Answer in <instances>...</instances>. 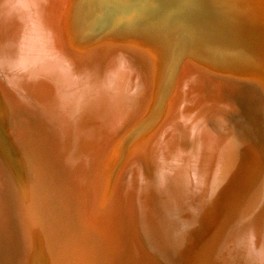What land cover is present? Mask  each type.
<instances>
[{
	"label": "rangeland",
	"instance_id": "obj_1",
	"mask_svg": "<svg viewBox=\"0 0 264 264\" xmlns=\"http://www.w3.org/2000/svg\"><path fill=\"white\" fill-rule=\"evenodd\" d=\"M9 1H11L12 8H13V9H11L12 11L9 10V12L11 14V13H13V11L15 12V9L21 7L20 2L23 0H1L0 10H1V7L8 4ZM42 1H43V3H42ZM54 1L55 0H51V1L50 0H37V3H39V4L36 5V3H35L36 0H35V2L33 3L34 8L36 7L35 12L38 10L37 15H39L38 17H40L42 19V20H40V18H38L40 20L39 25L41 26L44 23L43 26L40 27V32H42L41 37L43 38L45 45H47L46 42L48 41V45H47V47H45L48 54L49 53L53 54L56 50V52H55L56 54H58V55L62 54L64 57L67 56L65 58V60L70 58L69 59V61L71 62L70 65L72 64L71 66L73 69H75L77 71L83 70L82 73L85 77L88 76L87 74H88L89 70H93L94 71L93 74L95 75V77L93 76V74L92 75L89 74L90 77L89 76L88 77L96 79L98 76L100 77L103 74L102 71H104V70L102 68L103 67L102 63H104L106 61V59L111 56L110 54H113V52H117V50L121 51L122 54H124V53L126 54V51L129 50L127 48L128 42L130 43L129 44L130 46L128 45V47H130L131 49H133V47H134L133 50L137 49L136 51L143 50L142 47L144 46L143 48L147 53V54H144L145 55L144 57H146V59H148L147 61H149V63H147V65L145 64V62H143V60H141L140 58L138 59V57H136L135 55H132L133 53H129L131 56L128 53H127V55L129 56L130 60H132L133 62L138 63L139 65H143V66L145 65L146 66V69L148 71V75L146 74L144 82H143V80L136 82V84H135L136 87L134 86V88H135L134 89V94H135L134 97H137V95L139 96L140 95L139 93H142L145 91H146L145 94H147V96H146L144 105H142L141 110L138 112V109H137L136 113L133 112L132 115L128 114L127 118L131 115L128 118L129 120L127 119L128 121L124 124V126L123 125L121 126V128H123V129H121V128L118 129L119 131H117L116 134L114 133L113 137H111L109 139L107 138L104 140V136L102 135L103 139H101V137L98 135L99 130L97 131L94 122H92V119L89 120V118H88L89 115H88L87 118L83 119V121L81 122V127H79V129L81 128L80 132H82V133H81L80 137H77L78 138L77 139L76 137H74L75 135L72 132H70V133H72L73 135L71 134V136H69L70 135L69 131L66 130L63 127V125L60 123L61 120H59V117H58V115H59L58 110L60 109L59 103H61V101H59V103L57 102L56 106H52V107L49 106L48 104H46L45 101H43L39 97H36L35 95H33L32 92H30V90H27L24 83L19 82L21 80H18L17 78H15L13 80L14 82L12 81V83H10L11 85H13L14 89L16 88V90L13 91L12 90L13 88L11 86L10 89L12 92H10V94H9L10 89L9 88L7 89L6 87H4L3 85L0 84V248H1L0 249V264H10V260H6V258H4L5 257L4 253H7L8 251H11L12 255H13L12 264H116L117 258L119 261L117 264H148L142 258V256L139 254L140 253L139 246H138V235H139L138 216L139 215H138L137 207L135 204L136 192H134V191H137V188L139 186H137L138 184L136 182V179H132V183H131L132 186L128 190H126L125 194L127 196L124 195V197L126 196L125 198L119 197L121 203H120L118 196H117L118 195L119 182H120V179L122 178L123 171H124V173H126L127 168L129 169V167H131L135 164H138L137 166H140V167L144 166L146 168V166H147L148 170L144 168L145 175L149 172L150 163L148 160V156L150 153L152 143L154 141H156L155 132L159 133L161 131V130L159 131V129H157V128H158L159 124H161L162 121L164 120L163 119L162 121H160L161 117L164 118V116H165V112L163 110H166V107L169 106V104L171 102V100H170L171 99L170 98L171 92L170 91L173 90V88L177 84V79L179 80L178 76L183 75V73L185 71V69L182 70L183 68H186L187 66L190 65L193 67V68H191L192 71L199 73L200 78L203 77L202 81H204V79H207V78L210 79L211 78L212 80L211 79L210 80L207 79V80L209 82L211 81L210 83H212V84H214L213 82L218 83L219 86H221L224 81L225 82L228 81V82L232 83L235 81L238 82V80H242L243 78L244 79L249 78L251 81H252V77H254L255 79H261L262 81L264 80V76H263V74H264L263 69L264 68L263 69L261 68L264 66V0H249L247 2V5H246L247 0H187V1H184V0H165L166 2L163 1L164 4L161 3L162 0H158L159 2H157L155 0L156 3H154L153 0H151L153 2V4H151L152 2H150L149 0H143V1H141V0H138V1L137 0H80L79 4H77V6H75V4L78 2V0H73L71 6L68 7L69 9L67 8V9L63 10V12H61V10H62L61 9L57 12V16L58 15L60 16L59 18H57V21H59V23H58L59 25H57V27H59L60 29H58L56 31H58V32H59V30L61 31V35L59 33V35H60L59 39L62 36L63 43H65V45L63 44V46L59 45L60 42L62 43V38L60 39V41L58 40L59 42L58 41L55 42L56 35H54V33H55L53 30L54 28L51 24L52 23L51 14H52V10H53L52 5H53ZM140 1L145 3V5L142 4ZM176 1L182 2V3L178 2L179 6H180V7H178L179 9L175 8V6H178V3H176ZM190 1H191V3L193 2L195 4V6L193 5V3L191 4ZM31 2H33V0ZM130 2H132V3H130ZM136 2H137V4H136ZM138 2H140L141 4H139ZM174 2L176 5L173 4ZM183 2H184V4H185V2H188L185 4V6L187 4L190 6L189 8H188V6H186L187 10H186V8H184ZM249 2H250V6H253V7H251V9H250L249 4H248ZM2 3H3V5H2ZM122 3H124V4L130 3L124 8V10H123L124 12L122 11L123 13L119 12L117 10V7L115 6L116 4H118V6L120 7L121 6L120 4H122ZM169 3H170V5H168ZM251 3H252V5H251ZM113 4H115V5H113ZM148 4L149 5L151 4V7H153L154 9L152 8L153 9L152 10ZM180 4H183L182 7L184 8V11L181 10V12H180V9L182 8ZM47 5H48V7H47ZM143 5L147 8H150L151 10H149V9L147 10V8L145 9V7H142ZM191 5H192V7H195L194 10L191 9L192 8ZM38 6L40 7V11H39V8L37 9ZM43 6H46L47 8H45ZM140 6L144 9H141ZM156 6H157V9L159 8L158 11L156 12V14H158V15L154 16L153 14H150V12L156 11L157 10ZM160 6H161V8H160ZM56 7L58 8V6H56ZM168 9H171L172 12ZM190 9H191V11L193 10L192 11L193 13H191ZM195 9H198V10L195 11ZM43 10H45V11H43ZM46 10H47V12H46ZM173 10H174V12H173ZM188 11L191 13L190 17L188 15L189 14ZM169 12H171V14L174 13V15L176 14L177 16H179V18H178V21H176L177 20L176 18H175V20L172 19V21H174L175 24L171 25V23H169V25L171 27L168 28L169 29V31H168L166 26H169V25L166 23L164 24V25H166V26H164V28H166L167 30L162 28L163 21H161V20L167 19L168 15H170ZM182 12L183 13L186 12V13H184V15L186 14L187 17H185L184 15H181ZM43 13H44V15H43ZM116 13H118V14H116ZM40 14L43 15L44 17L41 16ZM12 15H14V14H12ZM46 15L48 16V19L46 18ZM163 16L164 17L167 16V17L164 18ZM208 17H211L213 19L210 20V19H208ZM123 18H124V20H123ZM187 18H188V21H187ZM49 19H50V21H49ZM126 19L127 20L130 19V20L125 21ZM43 20H44V22H43ZM191 21H193V22H191ZM41 22H43V23H41ZM159 22H161V24ZM125 23H127V24L123 25ZM132 24H133V26H132ZM153 24H155V25H153ZM129 25H131V28ZM137 25H138V27H137ZM157 25H158V28L161 27L160 29H162V30L157 29V27H156ZM184 25H186V27H184ZM125 26L127 27L128 30H131V31H132V29H134V30L132 32H130V31L128 32V30L125 29L126 28ZM153 26L156 28L154 29ZM44 27H47L48 29L44 28ZM148 27H151L153 31L155 30L154 32H156L157 35L155 33H153L151 30H149L150 28H148ZM143 28L147 29V30L145 29L146 32L144 31ZM245 29H247V30H245ZM117 30H119V31H117ZM163 30H165V32ZM48 31H50V32H48ZM135 31H136V33L134 34L135 37L132 36L133 40H134L133 41L132 38L131 37L128 38V36L129 35L131 36L132 35L131 33L135 32ZM121 32L123 33V35ZM151 32H152V34H150ZM163 32L167 36L169 35L170 38H169V36L167 37L165 34H163ZM46 33L48 35H46ZM115 33H116V35L118 34L116 36L118 38H116L114 35L111 36L112 34H115ZM140 33H141V39H140ZM120 34H121L122 38H121ZM158 34H159V36H158ZM162 34L165 36H163ZM45 35L47 37L50 35L49 37L51 39L50 38L48 39ZM150 35H151V37H149ZM188 35H189V37H187ZM51 36L54 38H52ZM125 36L128 39H130L128 42H127L128 39L125 38ZM145 36H146V40H145ZM152 36L153 37L155 36V38H153ZM177 36H179V37H177ZM142 37H144V40H142L143 39ZM137 38L140 40H138ZM156 38L157 39L159 38V40H156ZM50 40L52 43L50 42ZM148 40H149V43L147 42ZM180 40H182V42H180ZM143 41H146V42H143ZM174 41H177V42H175L176 44L180 42L179 43L180 46L178 45V47H177V45H175ZM160 42L162 45L161 44L159 45ZM146 43H148L149 45L152 44V46L154 44V46L153 47L148 46V44H146ZM57 45H58V48L55 47ZM99 45H100V48L97 49L98 53H96L97 51H94V54H93L92 50H96L95 48H97ZM124 45L126 46V49L124 48ZM131 45H133V46H131ZM156 45H158V46L156 47ZM137 46H139V47H137ZM154 47H155V50H156V48L158 49V47H160L161 50H159V49L156 50V51H158V53L160 51L166 50L164 52H160V53H162V56L165 58H160V56L155 51L154 52L157 54V60H156V58H152V57H154L153 55H155L154 52H153L154 54H152ZM49 48H50V50L52 49L54 51L52 52V50L51 51L48 50ZM63 49H64V52H63ZM99 49H100V51H99ZM167 51H168V53H167ZM174 51H177V52H175V56H174L175 60H173L170 64L171 67L169 69H164V70L161 69L163 67L160 68V66H163L164 64L167 63L166 61L169 59L172 52L174 53ZM101 53H103V54H101ZM69 54H70V56H69ZM96 54H99V58L102 56L100 58V62L103 61L101 63L102 66H100L101 68L99 67L97 70H96L95 66H92V63L90 64V62H89V59H92V57H94ZM163 54H166L168 57L164 56ZM77 55H78V57H77ZM89 55H91V56H89ZM71 56H73V57H71ZM79 56H81V57H79ZM96 56H98V55H96ZM149 56H150V58H149ZM71 58H74V59L71 60ZM164 59H165V61H163ZM184 61H185V63H187V61H188V64L186 65L184 63ZM155 62H157L158 65H159V63H161L159 66V68L161 70H163V71H161V74H159V72L157 71L159 68H158V65H156L157 63H155ZM178 63H179V65H177ZM81 65H82V67H81ZM83 66H86V67H83ZM147 66H149V68ZM175 66L178 67V69ZM180 68H182V69L180 70ZM198 68H200V69H198ZM244 68L245 69L249 68L250 70L252 69V70H254V72L250 71V70L245 71V70H243ZM175 69H177V70H175ZM99 70H101V71L99 72ZM179 71H181V72H179ZM255 71H256V74H255ZM208 72H210V73H208ZM212 73L214 75H212ZM42 74H45V72L41 73V75ZM257 74L260 78L255 77ZM200 75H202V76H200ZM248 75H250L251 78ZM46 76H48V75H46ZM171 76L173 78L174 77L175 78L173 79ZM208 76H210V77H208ZM226 77L230 78V79H226ZM223 78H225V79L223 80ZM170 80H172V81H170ZM145 82H147V83H145ZM205 83L207 86L208 82H205ZM150 84H151V86H150ZM149 87H151V88H149ZM259 87H260V89H258L259 92H257V95H258L257 98L259 97L257 99L258 102L256 104L258 107L257 109H254L255 107L253 104L255 101H251V99H249L246 96L244 97L243 95H242L243 98L241 101L243 103L246 102L244 104L245 106H241V105H243L242 102H239V103L236 102V104L238 105L239 108L241 107L240 109L244 113V116H243L244 118L241 117L243 119V120L241 119L242 123L240 122L239 124L244 126L243 122H245V120H246V124L248 121L252 122V132H251V134H249L250 137L260 136L259 138L264 139V92H263L264 91L263 90L264 85H262V86L259 85ZM21 90H24V91L21 92ZM15 91H17V92H15ZM192 91L189 92L190 96L186 100L188 105L185 106L186 108L184 107L185 108L184 111L186 113V114H184L185 117H187V116L192 117V121L194 122V124L195 123L198 124L199 121H201L202 123H204V121H206L205 123H209L210 121H212L213 123L216 124V120H215L216 110L215 109L218 108V106L212 102L208 103V101L201 103L200 102L201 97L200 96L198 97V93H197L198 89L196 86L192 89ZM18 92H20L24 96H27L26 98L23 99V100L27 101V104H26L27 107L24 105L23 101L19 100V98L22 99V97H20ZM11 94H13V95H11ZM150 94H153L152 97ZM260 94H262V95H260ZM16 97H18V98H16ZM150 99H151V102H150ZM245 99H246V101H245ZM37 101H39V102H37ZM22 104H23V107H22ZM38 104H40V105H38ZM239 104H240V106H239ZM247 104H248V106H247ZM41 105L44 108H42ZM39 107H41V108H39ZM242 107H244V108H242ZM143 108H145V110ZM46 110H47V113L49 114V118H48V115L46 113ZM253 110H255V113H253L255 116L253 119H251L252 120L251 121L250 120L251 115H249V114H251ZM48 111H50L51 113ZM141 112H142V114H141ZM188 113H189V115H187ZM40 114H42V115H40ZM140 114L143 116H141ZM196 114H197V116H196ZM213 114H215V115H213ZM247 114H248V116H247ZM45 115H47V116H45ZM211 115H213V117ZM27 116H29V117L27 118ZM54 116L57 118H54ZM132 116H133V118H131ZM33 117H34V119H32ZM134 117H136V118H134ZM53 118H54V121H56V119H57L59 124L57 121L53 122ZM26 119H27V121H26ZM28 119H29V121H28ZM130 119H133V120H130ZM210 119H212V120H210ZM48 120H49V123H48ZM194 120H196V121H194ZM25 121H26V123H25ZM38 121H40V122H38ZM87 121H88V123H87ZM129 121H131V122H129ZM159 121L161 123H159ZM197 121H198V123H197ZM33 122H35V123H33ZM42 122H43V124H42ZM179 122H181V121H179ZM28 123H29V125H28ZM38 123H41V124H38ZM52 123H54V124H52ZM43 125H45V126H43ZM54 125L56 127H54ZM51 126L53 128H51ZM29 127H31L30 131L28 129ZM45 127L48 128L49 130L46 129ZM162 127H161V129H162ZM181 127L183 128V130L186 128L184 131H186L187 133L190 131V129L186 125H182V124L179 127L176 126L178 132L180 131L179 132L180 135L182 134L181 135V141H183L184 140L183 138L186 137L185 135H187V134L185 132L181 133L182 132V129H180ZM245 128H246V126H245ZM53 129H54V131H53ZM59 129L62 131L58 132V134H57V131H60ZM242 129H243V132H246V129H244V128H242ZM242 129H241V132H242ZM42 130L44 132H42ZM51 130L53 132H51ZM247 132L245 134H248ZM51 135L53 137H51ZM39 136H41L42 138ZM62 136H64L65 139ZM83 136H85V137H83ZM182 136H184V137H182ZM240 136H241L240 131L237 133H234L230 137V139H233L234 141L236 140V143L234 144V141L233 142L231 141L230 143L236 147L237 143L239 142L238 140H239ZM81 137H83V138L81 139ZM99 137H100V139H99ZM237 137H239V138H237ZM38 138L41 141V143H39ZM66 138L69 141H67ZM90 141H91V143H90ZM262 141H264V140H262ZM63 142H64V144H62ZM67 142H68V147H66V146L64 147V145H66ZM186 142L183 141V143L181 142V144L183 146H185L186 144L184 145V143H186ZM49 143H51V144H49ZM95 144L97 145V151H96L97 155L92 150V147H91V145H95ZM40 145H41V147H40ZM237 147L235 148V151H238V153L236 152L237 153L236 155H233L229 158L228 162L230 165L232 163H238L239 162L238 161L239 160L238 155H240V150H242L241 149L242 146L240 145V147L239 146H237ZM65 148H67V149H65ZM262 148L264 150V142H263ZM37 149H39L40 151H37ZM67 150H69V151H67ZM100 151H101V153H100ZM232 153H234V152H232ZM235 159H237V160H235ZM81 160H83L84 162ZM232 160H233V162H232ZM80 161H81V163H80ZM147 161L149 164L147 163ZM251 161L252 162L254 161L253 163H255V165H256L260 161V159L257 158L255 160V159L251 158V160H250V158H248V157L244 158V160L241 161V167L240 168H242V169H239V171L241 170V172L236 173L235 178H234L236 180H238V178H239V184L242 185V183H243V185L245 186V188H244L243 185L242 186L239 185L238 188L240 190L242 189V191H240L237 188L240 193L237 190L236 193H239V194H236V195L238 197H244L246 199L250 198V196L252 198L254 195L257 194V192L260 188L261 182H262V173H263L262 172L263 171L262 166L260 165V168L258 169V167L253 165V163ZM51 163L53 164V166H50ZM8 164H10V165H8ZM77 164H78V167H77ZM259 164H260V162L258 163V165ZM251 165L254 166V169L252 168ZM12 166H13V168H12ZM55 166H57V167L54 169ZM85 166H86V169H85ZM233 166H235V164ZM255 167H257V168H255ZM250 168H252V169H250ZM233 169H235V167L234 168L232 167L231 171ZM248 169H250V171ZM255 169L257 172L254 171ZM73 170H75V171H73ZM253 171H254V174H257V173L259 174V175H257V176H259L258 178L256 176V179L259 181H257L255 179V177H254L255 175L253 174ZM58 173H59V175H58ZM56 174L58 176H56ZM239 174H240V177H243L241 180H240V177H238ZM242 174H244V176L245 175L246 176L248 175V176L244 177ZM142 175H143V173L140 174V180L144 176V175L143 176ZM249 175L253 176V178H252L253 180L249 181V179H251V177H252ZM58 177H60V178H58ZM62 177L64 178V180ZM68 179H69V181H68ZM105 179L107 181V184L105 182ZM243 179H245V180H243ZM117 180H118V185H117V191L115 194V191H113V190H115L114 187L117 184L116 183ZM242 180H243V182H242ZM240 181H241V183H240ZM245 181L246 182L248 181V183H246ZM51 182H52V184H51ZM114 182H115V184H114ZM244 182H245V184H244ZM104 183L106 184L105 185L106 187H104ZM111 183L114 186L113 185L111 186ZM166 183L164 184L163 187L162 186L160 188L155 187L156 189H154V190L152 188H150L151 189L149 192L150 194H147L150 201L147 199L148 202H146L147 204L145 203V208L147 209V207H148L147 211H151L150 215H149V212H147L146 216H145L147 223H149L148 225H150V226L153 225V227L156 225L155 227L156 228L158 227L157 228L158 230L156 229L157 235L155 236V240L158 241L159 238L161 237L160 242L163 244L162 245L163 247H164L165 243H166V245L169 243L168 244L169 246L165 245L166 246L165 251H167V253H168V251H170V253H171V252H174L173 249L176 248V245L172 244V241H170V238L172 236H174V237H177L176 239H178V237L184 233L183 237L186 236L185 237L186 240L183 239L184 240L183 242L188 241V244L190 246L187 245L186 247L188 249H189V247H191L192 251H190L191 249L190 250L185 249L186 243L184 244L182 242H181L182 247H180V248H182V251H181V249H180V251L182 253L185 252L186 254L188 253V251H190L191 256L194 253L197 254L199 252L197 254L198 255L197 258H199L201 260V263H200V260H198L199 264H205V262H207V261H209V262H207L206 264L210 263V259L207 260V258L208 257L211 258V254L209 255L206 253H209L211 251V249L213 248L212 245L214 244V240L220 238L222 236V233H224L226 231V228L228 229V228H230L231 225H233L231 222L232 221L231 218H233V217L231 215H229V213H230L231 209L233 210L232 203L235 200H237L238 198L234 194L236 197L235 200H234V195H232L230 197V201L229 202L227 201L226 203H224L222 205L223 208L221 207V211L225 210V212L221 218V215L219 213H217V210L214 206L215 201L212 200V199H214V196H212L211 199H208V203H207V205H210L211 208H210V206L206 205L205 206L206 210H204V211H207V209L209 208V210L211 209L210 211L212 213L211 212L209 213V210H208V212H205V213H202L203 210L199 211L202 213V215H203L202 217H204V218H202L200 216V218H199V214H197L199 212L197 210L192 211L190 208H187L186 206H184V207L182 206L180 208V210H182V211H180L179 207L178 208L176 207L177 199H175L176 201L174 202L173 196H172V194H170L171 193L170 191H173V192L175 191L174 184L172 182H166ZM168 184H170L171 186ZM248 184H250V185H248ZM32 185H33V187H30ZM36 185H37V187H36ZM247 185L249 186V188ZM45 186H47V187H45ZM107 186H109L110 188ZM166 186H168V187L166 188ZM40 187L43 189H41ZM50 187H51V189H50ZM112 187H113V189H111ZM45 188H47L48 190ZM54 188H55V190H54ZM243 188H244V190H243ZM56 189H57V191H56ZM74 189H76V190H74ZM169 189H172V190H169ZM234 190H235V188H234ZM233 191H232V193H233ZM144 192H146V191H144ZM160 192H161V194H160ZM243 192L247 193V194L244 195ZM151 193H152V196H151ZM42 194H44V195H42ZM157 195H158L159 199L158 198L156 199ZM163 195H165V196H163ZM240 195H242V196H240ZM162 196H163V199H162ZM166 196H167V198H166ZM176 196H178V195H176ZM168 197H170V198H168ZM90 198L93 200L91 201ZM152 198H154L156 201ZM27 199H28V201H27ZM121 199H123V202ZM169 199H172V200L169 201ZM60 200H62V202ZM125 200H126V202H125ZM160 200L163 203L165 202L164 205H163V203H161ZM117 201H119V202H117ZM154 201H155V203H154ZM211 201H212V204H211ZM259 201L255 204V206L252 208V210L258 205ZM87 202H88V204H87ZM95 203H96V205H95ZM150 204H152V205L150 206ZM158 204L160 206H158ZM169 204H170V206H169ZM93 206H95V207H93ZM118 206H119V208H118ZM120 207H121V209L122 208H125V209L120 210ZM206 207H208V208H206ZM51 209H52V211H51ZM185 209H187V211ZM159 211H160V213H161V211H162V213L164 211L163 215L161 213V216L160 215L157 216V214H159L158 213ZM196 211H197V213H196ZM117 212H119V213H117ZM120 212L122 214H120ZM127 212H128V214H127ZM173 212H174V215H173ZM182 212H184V213L179 214ZM189 212H191V213L193 212L194 214L196 213L195 217H194V214L190 213L191 214L190 215ZM251 212L252 211H250V212L248 211V213H246V215L250 214ZM112 213H114V214L111 215ZM116 213L119 215H117ZM170 213H172V214H170ZM186 213H187V215H184ZM152 214H153V216L151 217ZM155 215H156V217H155ZM189 215H190V219H188ZM115 216H117V217H115ZM159 216L161 217L160 218L161 220L162 219H163V221L165 220L164 223H163V221L162 222L160 221ZM178 216H179V219H178ZM186 216H188V217H186ZM65 217H67V218H65ZM154 217H155V220L153 219ZM225 217L227 218V220ZM246 217H245V219H247L246 220L247 222L252 218L251 215H248ZM24 218H26V220ZM185 218L188 219L189 223H190V221H191V223L194 221L191 224L192 225L191 227L194 226L193 227V228H195L194 230H193V228L191 229V227H189V226L187 228L185 227V229L183 228V226L181 227L180 223L182 222V220L184 222ZM198 218H199V220H202V221H198ZM212 218L213 219L215 218V219L213 220ZM170 219H171V221H170ZM187 219L185 220V222H188ZM106 220H108V221H106ZM157 220H159V221H157ZM180 220H181V222H180ZM87 222H88V224H87ZM109 222H111V223H109ZM175 222H177V223H175ZM198 222H199V224H198ZM247 222H245V223H247ZM107 223L109 224L108 226L106 225ZM159 223L160 224L162 223L161 226ZM225 223H227V224H225ZM230 223H231V225H230ZM72 224H74V225H72ZM177 224H179L178 225L179 227L177 226ZM99 225H101V227H98ZM168 225H169V227H168ZM102 227L104 229H102ZM105 227H107V228H105ZM172 227H175V228H173L174 230H171ZM208 227H209V229H208ZM175 229L177 230V232ZM102 231L104 233H100ZM181 231H183V232H181ZM167 232H168V235L165 234ZM170 232H172L173 235H171ZM107 233H108V235H107ZM121 233H122V235H121ZM188 233H189V235L187 236ZM193 233L197 234V235L199 234L200 236L198 235V237H196L197 235H194ZM169 234L171 235L170 238H169ZM205 234L206 235L209 234L210 237H212V238L210 239L209 235L206 236ZM71 235H73V236H71ZM103 235H107V236H103ZM83 236H85V237H83ZM166 236H168V237H166ZM193 236H195V237H193ZM100 237H102V238H100ZM118 237H122V238H124V239L126 238V239L124 240V239L120 238L121 240H123V241H120V239ZM162 237H163V239H162ZM199 237H201V238L205 237V239L207 237L206 241L209 243V245L207 242H204L205 239L201 240V238H199ZM208 237H209V239H208ZM103 238H105V239H103ZM106 238H109V239L106 240ZM164 238L166 239V241L168 243L166 241L163 242ZM197 238H199V239H197ZM168 239H169V241H168ZM197 240H200V241H197ZM89 241H91V243L94 241L95 242L93 244H91ZM130 242H132V243H130ZM88 243H90V244H88ZM118 243H120V244H118ZM198 243H199V246L197 245ZM94 244H96V245L94 246ZM243 244H245V246L247 245L246 242ZM89 245L91 246V249H90ZM194 245H197V247H195ZM183 246H184V249L187 251L183 250ZM200 246H201V248H200ZM170 247H171V249H170ZM172 247H173V249H172ZM194 247L195 248L199 247L198 250L202 249V251L201 250L197 251ZM96 248H97V250H96ZM238 248H240V246ZM114 249H115V251H114ZM93 250H95V251H93ZM96 251H98L99 255ZM94 252H96L97 254L96 253L94 254ZM90 253L93 256H91ZM117 253H119L118 254L119 257L117 256ZM167 253H166V255H167ZM185 253L182 254L183 259H184ZM190 254L188 253V255H186L185 258H187V256H189ZM111 255H113V257ZM200 255H201V257H200ZM203 255H205L206 258H204ZM233 255L234 254L231 253L228 256V259L232 258ZM98 256L100 257L99 258L100 261L98 260ZM180 256H181V254H180ZM194 256H192V258H190V256H189V258H187V260L185 259V263L186 264H191V263L198 264V262L196 261L197 260L196 255L194 254ZM202 256H203V259H201ZM246 256H245V258H246ZM102 257H104V258H102ZM193 257L196 258V259H194V261H196V262L191 260V259H193ZM188 259H190V260L188 261ZM204 259H206V260H204ZM202 260H203V262H202ZM189 262H191V263H189Z\"/></svg>",
	"mask_w": 264,
	"mask_h": 264
},
{
	"label": "bare ground",
	"instance_id": "obj_2",
	"mask_svg": "<svg viewBox=\"0 0 264 264\" xmlns=\"http://www.w3.org/2000/svg\"><path fill=\"white\" fill-rule=\"evenodd\" d=\"M32 0H23L21 1L20 3V6L19 8L15 9V12L13 11V13L10 14L9 10L13 9L12 8V3L11 1L8 2V4H6L5 6L1 7V10H0V84L3 85L4 87H6L7 89L13 88V85H11L10 83H12V81L17 78L18 80H21L19 82H22L24 83L25 87L27 88V90H30V92H32L33 95H35L36 97H39L40 99H42L43 101L46 102V104H48L49 106H56L57 102L59 103V101H61V103H59V120L60 123L63 125V127L70 132H72L75 136L74 137H80L81 136V133L80 132V129L79 127H81V122L83 121V119L89 118L92 119V122H94L95 124V127L97 129V131L99 130V136L101 137V139H103V136H104V140L105 139H109L111 137H113L114 133L116 134L117 131H119L118 129L121 128V126L129 120L128 118L132 115L133 112L136 113V110L138 109V112L141 110L142 108V105H144V102H145V99H146V96L147 94H145V92H142V93H139L140 95L137 97H134L135 94H134V86L136 84L137 81H141L143 80V82L145 81V76L146 74L148 75V71L146 69V66L144 65H139L138 63H135L133 62L132 60H130L129 56L127 55V53H133L132 55H135L136 57H138V59L140 58L141 60H143V62H145V64L147 65V63H149V61H147L148 59H146V57H144L145 55L144 54H147L146 51L144 50V46L142 47V49L144 50H133L131 49L130 47H128V45L130 44L128 41L130 39L128 38H132L133 40V37H135V32L131 33L132 35L128 36V38L125 36V38H127V48L129 50L126 51V54H122L121 51H118L117 52H113V54H110L111 56L109 58L106 59V61L104 63H102L103 61L100 62V57L99 58V54H96L98 56H94L92 57V59H89V62L90 64L92 63V66H95L96 70L102 66L101 63L103 64V74L99 77H97L96 79H93V78H89V74L92 75L93 74V70H89L88 71V76H84L82 71H77L75 69L72 68V64L70 65V61L69 59L65 60V58L67 57H64L62 54V57L61 55H58L56 54V50L53 54L49 53L46 51L45 47H47L48 45V41L46 42L47 45L44 44V40L43 38L41 37L42 35V32H40V27L43 26V23L41 26L39 25V21L42 20L40 17H38L39 15H37V11L35 12V8H34V2L35 0H33V2H31ZM51 1V0H50ZM72 1L73 0H55L53 2V5H52V14H51V17H52V26H53V30H54V35H56V39H55V42L56 41H60L59 39V36L61 35V31L58 30L60 29L59 27H57V25H59V21H57V18H59L60 16L58 15L57 16V12L59 10H61V12H63V10L67 9L68 7L71 6L72 4ZM138 1V0H137ZM143 1V0H141ZM140 1V2H141ZM150 2H152L151 0H149ZM157 2H159L158 0H156ZM184 1H187V0H184ZM249 0L246 1V5H247V2ZM1 2V0H0ZM39 2V1H38ZM41 2V1H40ZM138 2L139 4H144L143 2ZM147 2V1H146ZM154 3L155 0H153ZM153 2L151 4H153ZM166 2V1H164ZM180 2V1H178ZM176 1V3H178ZM36 5H38L39 3H37V0H36ZM43 3V1H42ZM50 3V2H49ZM149 3V2H148ZM163 3V0L162 2ZM160 3V4H161ZM168 3V2H167ZM171 3V2H170ZM170 3L168 5H170ZM182 3V2H180ZM188 3V2H185V4ZM191 3V1H190ZM189 3V4H190ZM193 3V2H192ZM191 3V4H192ZM47 4V3H46ZM137 4V2H136ZM151 4L149 5V7L152 9L153 7H151ZM159 4V3H158ZM164 4V3H163ZM175 4V2L173 3ZM184 4V2H183ZM183 4H180L181 7ZM184 4V8H186L187 10V7L188 8L190 7L188 4L185 6ZM211 4V3H210ZM249 4V7L251 9V7L253 6H250V2L248 3ZM3 5V3H2ZM41 5V4H40ZM39 5V6H40ZM49 5V4H48ZM47 5V7H48ZM68 5V6H67ZM142 6V7H145V6ZM147 5V6H148ZM167 5V6H168ZM176 5V4H175ZM193 5L195 6V4L193 3ZM228 5V4H227ZM226 5V6H227ZM252 5V3H251ZM37 7V9L39 8V11H40V7ZM58 6V8L56 7ZM67 6V7H66ZM137 6V5H136ZM166 6V7H167ZM198 6V5H197ZM225 6V7H226ZM244 6V5H243ZM45 8H47L46 6H43ZM141 7V6H140ZM139 7V8H140ZM141 9H144L142 8ZM174 7V6H173ZM180 7L179 6V3H178V6H175V8H178ZM192 7V5H191ZM147 7H145L146 9ZM150 8H147L149 10H151ZM161 8V6H160ZM163 8V7H162ZM183 8V7H182ZM180 9V12L181 10L184 11V8L183 9ZM195 7H192L191 9L194 10ZM198 8V7H197ZM43 9V8H42ZM69 9V8H68ZM154 9V8H153ZM152 9V10H153ZM156 9H157V6H156ZM159 9V8H158ZM158 9L156 11H158ZM165 9V8H164ZM174 9V8H173ZM179 9V8H178ZM177 9V10H178ZM190 9V11H191ZM204 9V8H203ZM171 11V9H168ZM192 10V11H193ZM198 10V9H195V11ZM253 10V9H252ZM12 11V10H11ZM42 11V10H41ZM45 11V10H43ZM167 11V10H166ZM176 11V10H175ZM191 11V13H193ZM47 12V10H46ZM168 12V11H167ZM172 12V11H171ZM171 12H169V14L171 15H168V18L167 19H160L161 21H163V25H162V28H164V25L165 23L169 25V23L172 24H175L174 21H172V19L175 20V18L177 19L176 21H178V18L179 16H176L174 15V13L171 14ZM174 12V10H173ZM189 12V11H188ZM250 12V11H249ZM253 12V11H252ZM251 12V13H252ZM36 13V14H35ZM178 13V12H177ZM186 13V12H184ZM184 13L182 12L181 15H184ZM189 12V17H190V14ZM14 14V15H12ZM195 14V13H194ZM193 14V15H194ZM248 14V13H247ZM250 14V13H249ZM41 15V14H40ZM44 15V13H43ZM41 15V16H43ZM50 15V14H49ZM192 15V16H193ZM211 15V14H210ZM225 15V14H224ZM165 16V15H164ZM163 16V17H164ZM185 17H187V15L185 14L184 15ZM243 16V15H242ZM44 17V16H43ZM167 17V16H166ZM164 17V18H166ZM182 17V16H181ZM199 17V16H198ZM245 17V16H244ZM40 18V20L38 19ZM46 18L48 19V16L46 15ZM193 18V17H192ZM45 19V18H44ZM190 19V18H189ZM208 19H213L211 17H208ZM240 20V19H239ZM242 20V19H241ZM50 21V19H49ZM170 21V22H169ZM187 21H188V18H187ZM186 21V22H187ZM194 21V20H193ZM191 21V22H193ZM48 22V21H47ZM168 22V23H167ZM227 22V21H226ZM157 23V22H156ZM161 24V22H159ZM127 23L123 24V25H126ZM242 24V23H241ZM50 25V24H49ZM155 25V24H153ZM130 28H131V25H129ZM133 26V24H132ZM158 26V25H157ZM200 26V25H199ZM240 26V25H239ZM243 26V25H242ZM50 27V26H49ZM126 27V26H125ZM124 27V28H125ZM138 27V25H137ZM147 27V26H146ZM154 27V26H153ZM171 26H166V28H170ZM175 27V26H174ZM183 27V26H182ZM184 27H186V25H184ZM39 28V29H38ZM44 28H47V27H44ZM134 28V27H133ZM150 28L149 30H151L153 33H155L157 35L156 32H154L152 30L151 27H148ZM156 28V27H155ZM154 28V29H155ZM164 28V29H166ZM42 29V28H41ZM48 29V28H47ZM50 29V28H49ZM127 29V27L125 28ZM142 29V28H141ZM144 29V28H143ZM146 29V28H145ZM144 29V31H145ZM158 29V27H157ZM156 29V30H157ZM166 29V30H167ZM241 29V28H240ZM46 30V29H45ZM128 30V29H127ZM134 29H132L133 31ZM147 30V29H146ZM159 30H162L160 29L159 27ZM178 30V29H177ZM243 30V29H242ZM247 30V29H245ZM119 31V30H117ZM121 31V30H120ZM123 31V30H122ZM132 32L131 30H128V32ZM165 32V30H163ZM169 31V29H168ZM172 31V30H171ZM50 32V31H48ZM146 32V31H145ZM150 32V31H149ZM152 32L150 34H152ZM163 32V34H165ZM174 32V31H173ZM60 33V35H59ZM111 33V32H110ZM114 33V32H113ZM122 33V32H121ZM127 33V32H126ZM138 33V32H137ZM247 33V32H246ZM162 34V35H163ZM169 34V33H168ZM172 34V33H171ZM190 34V33H189ZM46 35H48L46 33ZM45 35V36H46ZM117 36L116 33L115 34H112L111 36ZM123 35V33H122ZM143 35V34H142ZM166 35V34H165ZM163 35V36H165ZM173 35V34H172ZM50 36V35H49ZM47 37L48 39L50 37ZM53 36V35H52ZM51 36V37H52ZM121 36V34H120ZM159 36V34H158ZM157 36V37H158ZM167 36V35H166ZM169 36V35H168ZM167 36V37H168ZM45 37V38H46ZM138 37V36H137ZM151 37V35L149 36ZM153 37V36H152ZM179 37V36H177ZM189 37V35L187 36ZM46 38V39H47ZM54 38V37H52ZM118 38V37H116ZM122 38V36H121ZM144 40V37H142ZM155 38V36L153 37ZM170 38V36H169ZM186 38V37H185ZM193 38V37H192ZM191 38V39H192ZM51 39V38H50ZM138 39V38H137ZM140 39H141V33H140ZM138 39V40H140ZM172 39V38H171ZM189 39V38H188ZM145 40H146V36H145ZM155 40V39H154ZM156 40H159V38ZM178 40V39H177ZM58 41V42H59ZM134 41V40H133ZM162 41V40H161ZM164 41V40H163ZM51 42V40H50ZM143 42H146V41H143ZM149 43V40L147 41ZM157 42V41H156ZM159 42V41H158ZM177 42V41H174V43ZM180 42H182V40H180ZM179 42V43H180ZM190 42V41H189ZM193 42V41H192ZM52 43V42H51ZM142 43V42H141ZM146 43V44H148ZM179 43H175V45H178L180 46ZM55 44V43H54ZM63 44L65 45V43H63V38H62V43L60 42V46ZM139 44V43H138ZM157 44V43H156ZM161 44V42L159 43V45ZM171 44V43H170ZM186 44V43H185ZM191 44V43H190ZM162 45V44H161ZM130 46V45H129ZM133 46V45H131ZM140 46V45H139ZM137 46V47H139ZM148 46H152V44H148ZM154 46V44H153ZM152 46V47H153ZM158 45H156L157 47ZM51 47V46H50ZM54 47V46H53ZM56 48H58V45L55 46ZM146 47V46H145ZM161 47V46H160ZM160 47H158L159 50ZM175 47V46H174ZM183 47V46H182ZM52 48V47H51ZM100 48V45L95 48L96 50H92L93 51V54H94V51H97V49ZM124 48L126 49V46L124 45ZM149 48V47H148ZM163 48V47H162ZM156 48V50H158ZM166 49V48H165ZM50 50V48L48 49ZM52 50V49H51ZM50 50V51H51ZM58 50V49H57ZM153 50V49H152ZM155 50V47H154V50L152 51V54H154L155 52L160 56V58H165L162 56V53L160 52H164L166 50H163V51H160L158 53V51ZM54 50H52L53 52ZM59 51V50H58ZM100 51V49H99ZM142 51V52H141ZM155 51V52H154ZM181 51V50H180ZM179 51V52H180ZM60 52V51H59ZM62 52V51H61ZM63 52H64V49H63ZM102 52V51H101ZM125 52V51H124ZM154 52V53H153ZM175 52L177 51H174V53L172 52V54L170 55L169 59L166 61L167 63L164 64L163 66H160L161 63H159L158 65V61L155 62L157 63L156 65H158V68L160 66L163 67L161 69H169L171 67V62L173 60H175ZM58 53V52H57ZM98 53V51L96 52ZM155 53V55H153L154 57L152 58H156L157 60V54ZM168 53V51H167ZM181 53V52H180ZM103 54V53H101ZM161 54V55H160ZM182 54V53H181ZM186 54V53H185ZM184 54V55H185ZM107 55V54H106ZM105 55V56H106ZM130 55V54H129ZM164 56H167L166 54H163ZM61 56V57H60ZM70 56V54H69ZM91 56V55H89ZM131 56V55H130ZM148 56V55H147ZM158 56V57H159ZM162 56V57H161ZM73 57V56H71ZM76 57V56H75ZM74 57V58H75ZM78 57V55H77ZM81 57V56H79ZM168 57V56H167ZM180 57V56H179ZM74 58H71L74 59ZM106 58V57H105ZM150 58V56H149ZM182 58V57H181ZM85 59V58H84ZM87 59V60H88ZM79 60V59H78ZM150 60V59H149ZM154 60V59H153ZM191 60V59H190ZM165 61V59L163 60ZM82 62V61H81ZM80 62V63H81ZM84 62V61H83ZM87 62V61H86ZM161 62V61H160ZM140 63V62H139ZM180 63V62H179ZM179 63L177 65H179ZM185 63V61H184ZM183 63V64H184ZM78 64V63H77ZM89 64V63H88ZM89 64V65H90ZM152 64V63H151ZM186 65L188 64V61L187 63H185ZM80 65V64H79ZM83 65V64H82ZM81 65V67H82ZM193 65V64H192ZM185 66V65H184ZM190 66V65H189ZM187 66L186 68H180V70H184V73L183 75H179L178 78L179 80L177 79V84L175 85V87L173 88V90H171V102L169 104V106L166 107V110H163L165 112V116L164 118L161 117L160 121H162V123L159 121V126L157 129H159V133L155 132V137H156V141H154L151 145V149H150V153H149V156H148V160H149V163H150V170L149 172L145 175V171H144V166H137L138 164H135L131 167H129V169L127 168L126 170V173H124L123 171V174H122V178L120 179V182H119V187H118V199L119 197H124L125 192L126 190H128L132 185V179H136V182H137V186H139L137 188V191H134L136 192V207H137V211H138V226H139V235H138V246H139V251H140V255L142 256V258L148 263V264H186L185 263V259L187 260V258H192V256H194V254L196 255V258L198 257V253H194L192 256H191V252L192 249L191 247H189V249L186 247L187 245L190 246L188 244V241L186 242H183L185 239V237H183V234L181 236L178 237V239H176L177 237H174L172 236L170 238L171 235H173L172 232H170L169 234V238H170V241H172V244L176 245V248L173 249V251L175 252H171L168 251H165V247L169 244L166 239L164 238V241L163 242H167L168 244L164 245V247L162 246L163 244L160 242V239L161 237L159 238L158 241L155 240V236L157 235L156 234V228L155 226L153 227V225H148L149 223H147L146 221V213L149 212V215H150V212L151 211H147V209L145 208V203L148 202L149 198L147 196V194H150V188H152L153 190L156 189L155 187H163L164 184L166 182H172L174 184V189L175 191H170L173 196V199H174V202L176 201L175 199H177V203H176V207L178 208L179 207V210L180 208L183 206H186L187 208H190L192 211H195L197 210L198 212L199 211H202V213H205V212H208L209 208L207 209V211H204L206 210L205 209V206L207 205L208 203V199H211L212 196H214V200L215 201V208L217 210V213H219L221 215V218H222V215L224 214L225 210H222L221 211V207L224 203H226L227 201L229 202L230 201V197L232 195H236V194H239V188L238 186L241 185L239 184V178L238 180L234 179L235 178V175L236 173H240L241 170L239 171V169H242L240 168L241 167V161L244 160V158H253V159H260V164L258 165V163L255 165V163H253V165L257 166L258 169L260 168V165L262 166V182H261V185H260V188L257 192L256 195H254L252 198L250 196V198H244V197H238L236 195V197L238 198L237 200L235 195H234V202L232 203V208L233 210L231 209L229 215H231L233 218L232 219V224L230 223V228H226V231L224 233H222V236L218 239H215L214 240V244L212 245L213 248L211 249V253H206V254H211V258L208 257L207 260L210 259V263L208 264H264V150L262 148V145H263V142L262 138H259L260 136H255V137H250L249 134H251L252 132V122H247L246 124V120L245 122H243L244 126L240 125L239 123L241 122V119L244 118V113L243 111L238 107V105L236 104V102H242V95L245 97H248L249 99H251V101H255L254 102V109H257V102H258V98H257V92H259L258 89H260L259 85L262 86L264 85V80L262 81L261 79H255L254 77H252V81L248 78V79H242V80H238L235 81V82H228V81H224L223 84L221 86L218 85V83H215L213 82L214 84L210 83L208 80H210L209 78L207 79H204V81H202L203 77L200 78L199 77V73H196L194 71L191 70V68H193L192 66ZM83 67H86V66H83ZM149 68V66H147ZM152 67V66H151ZM176 67V66H175ZM101 68V67H100ZM157 68V69H158ZM158 69L157 71L159 72V74H161V69ZM178 69V67H176ZM195 68V67H194ZM262 69L264 68L261 67ZM78 69V68H77ZM82 69V68H81ZM175 69V70H177ZM200 69V68H198ZM259 69V68H258ZM102 70V69H101ZM99 70V72L101 71ZM160 70V71H159ZM243 70L245 71H248L250 70L249 68H244ZM260 70V69H259ZM264 70V69H263ZM151 71V70H150ZM153 71V70H152ZM250 71H253L254 70H250ZM249 71V72H250ZM262 71V70H261ZM48 76H46L45 74H42L41 73H44ZM181 72V71H179ZM86 73V72H85ZM210 73V72H208ZM97 74V73H96ZM155 74V73H154ZM182 74V73H181ZM255 74H256V71H255ZM86 75V74H85ZM153 75V74H152ZM172 75V74H171ZM176 75V74H175ZM212 75H214L212 73ZM93 76L95 77V75L93 74ZM202 76V75H200ZM211 76V75H210ZM208 76V77H210ZM250 77V75H248ZM264 76V74H263ZM172 77V76H171ZM207 77V76H206ZM220 77V76H219ZM255 77H258V74L255 76ZM173 78V77H172ZM175 78V77H174ZM173 78V79H174ZM222 78V77H221ZM251 78V77H250ZM214 79V78H213ZM225 78H223L224 80ZM226 79H230V78H227ZM151 80V79H150ZM212 80V79H211ZM222 80V81H223ZM154 81V80H153ZM172 81V80H170ZM14 82V81H13ZM205 82H208L207 83V86H206V83ZM221 82V81H220ZM147 83V82H145ZM14 84V83H13ZM17 84V83H16ZM152 84V83H151ZM150 84V86H151ZM9 86V87H8ZM16 86V85H15ZM14 86V87H15ZM146 86V85H145ZM154 86V85H153ZM152 86V87H153ZM197 87L198 91V97L200 96L201 97V100L200 102H212V103H215L218 108H216V116H215V120H216V124L213 123L212 121H210L209 123H205L206 121H204V123H202L201 121H197L198 124H194V122L192 121V117L190 116H187L185 117L184 114L185 113V106H187V102L186 100L189 98V92L192 91V89L194 87ZM224 86V87H223ZM136 87V86H135ZM144 87V86H143ZM151 88V87H149ZM156 88V87H155ZM154 88V89H155ZM13 91L16 90V88L12 89ZM264 90V89H263ZM24 90H21V92H23ZM11 89L9 90V94H10ZM17 92V91H15ZM138 92V91H137ZM193 92V91H192ZM264 92V91H263ZM26 93V92H25ZM153 93V92H152ZM14 94V93H13ZM11 94V95H13ZM18 94L20 95V97H22V99L19 98L20 101H23L24 105L26 106L27 104V101L23 100L24 98H26L27 96H24L23 94H21L20 92H18ZM27 95V94H26ZM151 97L153 94H150ZM262 95V94H260ZM16 96V95H15ZM32 96V95H31ZM15 98V97H14ZM13 98V99H14ZM18 98V97H16ZM154 98V97H153ZM165 98V97H164ZM199 99V98H198ZM30 100V99H29ZM37 100V99H36ZM261 100V99H260ZM40 101V100H39ZM37 101V102H39ZM246 101V99H245ZM35 102V101H34ZM150 102H151V99H150ZM19 103V102H18ZM243 103V102H242ZM246 103V102H245ZM243 103V105L241 106H245ZM43 104V103H42ZM40 105V104H38ZM44 105V104H43ZM150 105V104H149ZM197 105V104H196ZM148 106V105H147ZM198 106V105H197ZM240 106V104H239ZM248 106V104H247ZM19 107V106H18ZM22 107H23V104H22ZM27 107V106H26ZM38 107V106H37ZM42 107V105H41ZM39 107V108H41ZM145 107V106H144ZM185 107V108H184ZM38 108V109H39ZM44 108V107H42ZM198 108V107H197ZM244 108V107H242ZM248 108V107H247ZM145 110V108H143ZM150 109V108H149ZM210 109V108H209ZM25 110V109H24ZM31 110V109H30ZM41 110V109H40ZM45 110V109H44ZM48 110V109H47ZM47 110H46V113H47ZM213 110V109H212ZM244 110V109H243ZM259 110V109H258ZM51 111V110H50ZM48 111V112H50ZM55 111V110H54ZM43 112V111H42ZM45 112V111H44ZM131 112V113H130ZM148 112V111H147ZM249 112V111H248ZM19 113V112H18ZM30 113V112H29ZM45 113V114H46ZM51 113V112H50ZM255 113V110L252 111L250 117V120L254 118V114ZM58 114V113H57ZM128 114H131L128 118H127V115ZM142 114V112H141ZM140 114V115H141ZM147 114V113H146ZM194 114V113H193ZM23 115V114H22ZM42 115V114H40ZM48 115V118H49V114L47 113ZM45 115V116H47ZM54 115V114H53ZM139 115V116H140ZM164 115V114H163ZM189 115V113L187 114ZM215 115V114H213ZM213 115H211L213 117ZM33 116V115H32ZM31 116V117H32ZM51 116V115H50ZM57 116V115H56ZM135 116V115H134ZM138 116V117H139ZM143 116V115H141ZM194 116V115H193ZM197 116V114H196ZM248 116V114H247ZM29 116H27L28 118ZM30 117V118H31ZM39 117V116H38ZM37 117V118H38ZM204 117V116H203ZM242 117V118H241ZM47 118V117H46ZM54 118H57L54 116ZM54 118H53V122H58V120L56 119V121H54ZM133 118V116L131 117ZM136 118V117H134ZM140 118V117H139ZM34 119V117L32 118ZM44 119V118H43ZM128 119V120H127ZM248 119V118H247ZM39 120V119H38ZM41 120V119H40ZM51 120V119H50ZM130 120H133V119H130ZM212 120V119H210ZM243 120V119H242ZM27 121V119H26ZM25 121V123H26ZM29 121V119H28ZM46 121V120H45ZM44 121V122H45ZM181 121V122H179ZM196 121V120H194ZM252 121V120H251ZM40 122V121H38ZM51 122V121H50ZM131 122V121H129ZM135 122V121H134ZM215 122V121H214ZM35 123V122H33ZM48 123H49V120H48ZM88 123V121H87ZM90 123V122H89ZM242 123V122H241ZM38 124H41V123H38ZM43 124V122H42ZM45 124V123H44ZM54 124V123H52ZM57 124V123H56ZM59 124V122H58ZM57 124V125H58ZM186 125L187 127H189L190 131L187 133L186 131L183 130V128L181 127L180 129H182V132H185L187 135H185L186 137H184L183 141H187L186 143H184L185 146H183L181 144V142L183 143V141H181V135H180V131L178 132L177 127H179L180 125ZM212 124V125H211ZM29 125V123H28ZM46 125V124H45ZM43 125V126H45ZM132 125V124H131ZM47 126V125H46ZM163 126V127H162ZM242 126V127H241ZM246 126V128H245ZM41 127V126H40ZM54 127H56L54 125ZM62 127V126H61ZM162 127V129H161ZM220 127V128H219ZM241 127V128H240ZM30 128L29 127V131H30ZM44 128V127H43ZM46 128V127H45ZM51 128H53L51 126ZM90 128V127H89ZM246 129V132L248 134H245L246 132H243V129ZM48 129V128H46ZM55 129V128H54ZM53 129V131H54ZM92 129V128H91ZM123 129V128H121ZM179 129V130H180ZM241 129H242V132H241ZM45 130V129H44ZM49 130V129H48ZM57 130V129H56ZM60 130V129H59ZM51 130V132H53ZM62 130L60 131H57V134L58 132H61ZM64 131V130H63ZM67 131V132H68ZM240 131V138H239V142L237 143L236 147L240 145L242 146L240 150V155H238L239 157V162L238 163H232L231 165L229 164V158L233 155H236L238 153V151H235V146H233L230 142L234 141L233 139H230V137L234 134V133H237ZM42 132H44L42 130ZM56 132V131H55ZM54 132V133H55ZM89 132V131H88ZM96 132V131H95ZM110 132V133H109ZM122 132V131H121ZM36 133V132H35ZM53 133V134H54ZM69 136H71V134ZM52 134V133H51ZM63 134V133H62ZM68 134V133H67ZM72 134V135H73ZM66 135V134H65ZM64 135V136H65ZM83 135V134H82ZM103 135V136H102ZM118 135V134H117ZM157 135V136H156ZM64 136H62L64 138ZM41 137V136H39ZM51 137H53L51 135ZM50 137V138H51ZM73 137V138H74ZM85 137V136H83ZM81 137V139L83 138ZM98 137V136H97ZM99 137V139H100ZM42 138V137H41ZM59 138V137H58ZM61 138V137H60ZM69 138V137H68ZM65 139V138H64ZM67 139V138H66ZM75 139V138H74ZM78 139V138H77ZM86 139V138H85ZM39 140V138H38ZM59 140V139H58ZM63 140V139H62ZM151 140V139H150ZM67 141H69L67 139ZM72 141V140H71ZM101 141V140H100ZM86 142V141H85ZM93 142V141H92ZM98 142V141H97ZM96 142V143H97ZM39 143H41V141L39 140ZM91 143V141H90ZM94 143V142H93ZM92 143V144H93ZM236 143V140L234 141V144ZM51 144V143H49ZM64 144V142L62 143ZM87 144V143H86ZM98 144V143H97ZM100 144V143H99ZM71 145V144H70ZM68 147V142L66 145H64V147ZM41 147V145H40ZM92 147V150L96 153L97 155V145H91ZM235 147V148H234ZM238 148V147H237ZM41 149V148H40ZM67 149V148H65ZM240 149V148H239ZM237 150V149H236ZM37 151H40L39 149H37ZM69 151V150H67ZM102 151V150H101ZM100 151V153H101ZM234 152V153H232ZM237 152V153H236ZM99 153V154H100ZM245 153V154H244ZM83 154V153H82ZM232 154V155H231ZM40 156V155H39ZM47 156V155H46ZM89 156V155H88ZM243 156V157H242ZM50 157V156H49ZM69 158V157H68ZM87 158V157H86ZM235 158V157H234ZM79 159V158H78ZM233 159V158H232ZM49 160V159H48ZM237 160V159H235ZM234 160V161H235ZM241 160V161H240ZM83 161V160H81ZM80 161V163H81ZM258 161V160H257ZM256 161V162H257ZM21 162V161H20ZM48 162V161H47ZM84 162V161H83ZM87 162V161H86ZM233 162V160H232ZM245 162V161H244ZM40 163V162H39ZM50 163V162H49ZM148 163V161H147ZM148 163V164H149ZM84 164V163H83ZM147 164V165H148ZM235 164V166H233ZM247 164V163H246ZM249 164V163H248ZM10 165V164H8ZM21 165V164H20ZM88 165V164H87ZM36 166V165H35ZM50 166H53V164L51 163ZM247 166V165H246ZM245 166V167H246ZM250 166V165H249ZM248 166V167H249ZM252 166V165H251ZM9 167V166H8ZM57 166L54 167V169L56 168ZM59 167V166H58ZM77 167H78V164H77ZM149 167V166H148ZM234 168L232 171H231V168ZM243 167V166H242ZM247 167V168H248ZM255 167V168H257ZM13 168V166H12ZM141 168V169H140ZM252 168L254 169V166H252ZM250 168V169H252ZM52 169V168H51ZM59 169V168H58ZM85 169H86V166H85ZM147 169V166L146 168ZM244 169V168H243ZM250 169H248L250 171ZM257 169V170H258ZM57 170V169H56ZM76 170V169H75ZM73 170V171H75ZM148 170V169H147ZM245 170V169H244ZM243 171V170H242ZM247 171V170H246ZM256 171V169L254 170ZM254 171H253V174H254ZM259 171V170H258ZM16 172V171H15ZM252 172V171H251ZM250 172V173H251ZM257 172V171H256ZM85 173V172H84ZM143 173V178L140 180V174ZM246 173V172H245ZM260 173V172H259ZM63 174V173H62ZM79 174V173H78ZM252 174V173H251ZM252 174V175H253ZM261 174V173H260ZM55 175V174H54ZM53 175V176H54ZM59 175V173H58ZM56 174V176H58ZM61 175V174H60ZM244 176V174H242ZM241 175V176H242ZM252 175H249V176H252ZM255 175V176H254ZM253 176L255 177L256 179V176L259 175L258 173L257 174H254ZM246 176V175H245ZM244 176V177H245ZM248 176V175H247ZM246 176V177H247ZM253 176L251 177L250 180H253ZM13 177V176H12ZM15 177V176H14ZM237 177V176H236ZM238 177H240V174L238 175ZM259 176H257L258 178ZM26 178V177H25ZM53 178V177H52ZM60 178V177H58ZM63 178V177H62ZM118 178V177H117ZM243 177H240V180L242 179ZM27 179V178H26ZM246 179V178H245ZM243 179V180H245ZM24 180V179H23ZM57 180V179H56ZM59 180V179H58ZM61 180V179H60ZM64 180V178H63ZM62 180V181H63ZM115 180V179H114ZM236 180V181H235ZM242 180V182H243ZM247 180V179H246ZM257 180V179H256ZM69 181V179H68ZM72 181V180H71ZM84 181V180H83ZM259 181V180H257ZM42 182V181H41ZM57 182V181H56ZM105 182L107 184V181L105 179ZM246 182V181H245ZM244 182V184H245ZM252 182V181H251ZM32 183V182H31ZM36 183V182H35ZM62 183V182H61ZM67 183V182H66ZM116 185H115V194H116V191H117V185H118V180L116 181ZM241 183V181H240ZM248 183V181L246 182ZM250 183V182H249ZM26 184V183H25ZM42 184V183H41ZM52 184V182H51ZM59 184V183H58ZM85 184V183H84ZM104 183V187H106V185ZM115 184V182H114ZM167 184V183H166ZM251 184V183H250ZM248 184V185H250ZM31 185V184H30ZM44 185V184H43ZM109 185V184H108ZM113 184L111 183V186ZM170 185V184H168ZM243 185V183H242ZM241 185V186H242ZM247 185V186H248ZM114 186V185H113ZM171 186V185H170ZM244 186V185H243ZM30 187H33L30 186ZM37 187V185H36ZM39 187V186H38ZM47 187V186H45ZM57 187V186H56ZM93 187V186H92ZM109 187V186H107ZM168 186H166L167 188ZM41 188V187H40ZM49 188V187H48ZM89 188V187H88ZM95 188V187H94ZM110 188V187H109ZM235 188V190H234ZM239 190H238V189ZM241 188V187H240ZM245 188V186H244ZM243 188V190H244ZM247 188V187H246ZM249 188V186H248ZM247 188V189H248ZM33 189V188H32ZM43 189V188H41ZM47 189V188H45ZM51 189V187H50ZM58 189V188H57ZM56 189V191H57ZM113 189V187L111 188ZM110 189V190H111ZM158 189V188H157ZM165 189V188H164ZM48 190V189H47ZM53 190V189H52ZM55 190V188H54ZM60 190V189H59ZM72 190V189H71ZM76 190V189H74ZM160 190V189H159ZM166 190V189H165ZM169 190H172V189H169ZM234 190V191H233ZM238 190L239 193H236ZM33 191V190H32ZM35 191V190H34ZM61 191V190H60ZM146 191V192H144ZM156 191V190H155ZM158 191V190H157ZM167 191V190H166ZM165 191V192H166ZM233 191V193H232ZM242 191V189L240 190ZM249 191V190H248ZM256 191V190H255ZM28 192V191H27ZM37 192V191H36ZM48 192V191H47ZM96 192V191H95ZM94 192V193H95ZM164 192V193H165ZM245 192V191H244ZM243 192V193H244ZM29 193V192H28ZM34 193V192H33ZM155 193V192H154ZM252 193V192H251ZM39 194V193H38ZM96 194V193H95ZM94 194V195H95ZM106 194V193H105ZM113 194V193H112ZM114 194V195H115ZM157 194V193H156ZM161 194V192H160ZM163 194V193H162ZM242 194V193H241ZM247 194V193H244V195ZM250 194V193H249ZM44 195V194H42ZM54 195V194H53ZM77 195V194H76ZM99 195V194H98ZM178 195V196H176ZM243 195V194H242ZM240 195V196H242ZM55 196V195H54ZM93 196V195H92ZM91 196V197H92ZM116 196V195H115ZM114 196V197H115ZM127 196V195H126ZM125 196V197H126ZM151 196H152V193H151ZM161 196V195H160ZM165 196V195H163ZM163 196H162V199H163ZM168 196V195H167ZM166 196V198H167ZM263 198H262V197ZM94 197V196H93ZM92 197V198H93ZM124 197V198H125ZM47 198V197H46ZM50 198V197H49ZM87 198V197H86ZM158 198V195L156 197V199ZM170 198V197H168ZM37 199V198H36ZM88 199V198H87ZM91 199V198H90ZM148 199V200H147ZM154 199V198H152ZM159 199V198H158ZM42 200V199H41ZM55 200V199H54ZM93 199H91L92 201ZM122 202H123V199H121ZM127 200V199H126ZM125 200V202H126ZM155 200V199H154ZM168 200V199H167ZM172 200V199H169V201ZM260 200V201H259ZM24 201V200H23ZM28 201V199H27ZM62 202V200H60ZM95 201V200H94ZM120 201V199H119ZM117 201V202H119ZM129 201V200H128ZM150 201V200H149ZM152 201V200H151ZM156 201V200H155ZM154 201V203H155ZM159 201V200H158ZM161 201V200H160ZM258 203V205L252 210V208L255 206V204ZM26 202V201H25ZM55 202V201H54ZM114 202V201H113ZM116 202V201H115ZM167 202V201H166ZM173 202V203H174ZM10 203V202H9ZM47 203V202H46ZM121 203V201H120ZM161 203H163L161 201ZM165 203V202H164ZM163 203V205H164ZM172 203V204H173ZM214 203V202H213ZM235 203V204H234ZM28 204V203H27ZM52 204V203H51ZM88 204V202H87ZM94 204V203H93ZM147 204V203H146ZM171 204V205H172ZM211 204H212V201H211ZM50 205V204H49ZM96 205V203H95ZM118 205V204H117ZM127 205V204H126ZM152 204H150L151 206ZM162 205V206H163ZM30 206V205H29ZM158 206H160L158 204ZM166 206V205H165ZM170 206V204H169ZM207 206H210V205H207ZM95 207V206H93ZM116 207V206H115ZM155 207V206H154ZM173 207V206H172ZM235 207V208H234ZM31 208V207H30ZM48 208V207H47ZM59 208V207H58ZM69 208V207H68ZM109 208V207H108ZM119 208V206H118ZM117 208V209H118ZM211 208V206H210ZM223 208V207H222ZM24 209V208H23ZM50 209V208H49ZM94 209V208H93ZM122 209H125V208H122ZM121 207H120V210H122ZM150 209V208H149ZM171 209V208H170ZM30 210V209H29ZM48 210V209H47ZM95 210V209H94ZM109 210V209H108ZM119 210V209H118ZM187 211V209H185ZM189 210V209H188ZM211 210V209H210ZM209 210V213L211 212ZM28 211V210H27ZM26 211V212H27ZM52 211V209H51ZM72 211V210H71ZM113 211V210H112ZM117 211V210H116ZM115 211V212H116ZM182 211V210H180ZM196 211V213H197ZM248 211H252L250 214L248 215H251V219L247 222L245 219L246 216V213H248ZM24 212V211H23ZM123 212V211H122ZM169 212V211H168ZM178 212V211H177ZM59 213V212H58ZM119 213V212H117ZM116 213V214H117ZM161 216V213L160 211L158 212ZM164 213V211H163ZM162 213V215H163ZM184 212L182 213H179V214H183ZM188 213V212H187ZM184 214V215H187ZM191 212H189L190 214ZM195 213V214H196ZM201 212L197 213L199 214V218L200 216L202 217V213L200 214ZM212 213V212H211ZM216 213V214H217ZM31 214V213H30ZM46 214V213H45ZM85 214V213H84ZM114 213H112L111 215H113ZM115 214V215H116ZM120 214H122L120 212ZM128 214V212H127ZM172 214V213H170ZM191 214H194L193 212ZM190 214V215H191ZM195 214H194V217H195ZM11 215V214H10ZM26 215V214H25ZM53 215V214H52ZM58 215V214H57ZM74 215V214H73ZM119 215V214H117ZM132 215V214H131ZM148 215V214H147ZM173 215H174V212H173ZM190 215H189V218L190 219ZM213 215V214H212ZM218 215V214H217ZM219 215V216H220ZM79 216V215H78ZM153 216V214L151 215V217ZM159 216V219L161 218ZM168 216V215H167ZM170 216V215H169ZM183 216V215H182ZM207 216V215H206ZM216 216V215H215ZM58 217V216H57ZM64 217V216H63ZM117 217V216H115ZM114 217V218H115ZM156 217V215H155ZM155 217L153 218L155 220ZM176 217V216H175ZM185 217V216H184ZM188 217V216H186ZM224 217V216H223ZM228 217V216H227ZM62 218V217H61ZM60 218V219H61ZM67 218V217H65ZM79 218V217H78ZM112 218V217H111ZM110 218V219H111ZM121 218V217H120ZM198 218V221H202V220H199ZM204 218V217H202ZM226 218V217H225ZM247 218V217H246ZM26 220V218H24ZM30 219V218H29ZM93 219V218H92ZM106 219V218H105ZM109 219V218H108ZM158 219V218H157ZM178 219H179V216H178ZM184 219V218H183ZM187 218H185L186 220ZM187 219V221H188ZM195 219V218H194ZM213 219V218H212ZM215 219V218H214ZM213 219V220H214ZM220 219V218H219ZM11 220V219H10ZM70 220V219H69ZM68 220V221H69ZM86 220V219H85ZM96 220V219H95ZM100 220V219H99ZM123 220V219H122ZM173 220V219H172ZM175 220V219H174ZM177 220V219H176ZM181 222L180 220V224H181V227L183 226V228L185 229V227L187 228L188 226L191 227L192 222L189 221L188 222ZM208 220V219H207ZM212 220V221H213ZM227 220V218H226ZM24 221V220H23ZM67 221V220H66ZM74 221V220H73ZM80 221V220H79ZM102 221V220H101ZM108 221V220H106ZM159 221V220H157ZM160 221L162 222L163 219ZM171 221V219H170ZM197 221V220H196ZM204 221V220H203ZM218 221V220H217ZM229 221V220H228ZM22 222V221H21ZM30 222V221H29ZM32 222V221H31ZM84 222V221H83ZM92 222V221H91ZM165 222V220L163 221V223ZM169 222V221H168ZM205 222V221H204ZM221 222V221H220ZM247 222V223H245ZM25 223V222H24ZM85 223V222H84ZM90 223V222H89ZM96 223V222H95ZM111 223V222H109ZM130 223V222H129ZM135 223V222H134ZM133 223V224H134ZM173 223V222H172ZM177 223V222H175ZM202 223V222H201ZM206 223V222H205ZM245 223V224H244ZM71 224V223H70ZM82 224V223H81ZM88 224V222H87ZM99 224V223H98ZM101 224V223H100ZM153 224V223H152ZM160 224V223H159ZM162 224V223H161ZM160 224V226H161ZM199 224V222H198ZM223 224V223H222ZM227 224V223H225ZM26 225V224H25ZM74 225V224H72ZM79 225V224H78ZM107 226L109 225L108 223L106 224ZM158 225V224H157ZM167 225V224H166ZM165 225V226H166ZM179 224H177L178 226ZM197 225V224H196ZM159 226V225H158ZM163 226V225H162ZM221 226V225H220ZM88 227V226H87ZM98 227H101V225H99ZM97 227V228H98ZM169 227V225H168ZM176 227V226H175ZM175 227H172L171 230H174L173 228ZM179 227V226H178ZM194 227V226H193ZM191 227V229L193 228ZM216 227V226H215ZM225 227V226H224ZM77 228V227H76ZM81 228V227H80ZM86 228V227H85ZM92 228V227H91ZM107 228V227H105ZM164 228V227H163ZM167 228V227H166ZM221 228V227H220ZM84 229V228H83ZM94 229V228H93ZM96 229V228H95ZM102 229H104L102 227ZM161 229V228H160ZM189 229V228H188ZM190 229V230H191ZM195 228H193L194 230ZM209 229V227H208ZM30 230V229H29ZM74 230V229H73ZM90 230V229H89ZM100 230V229H99ZM106 230V229H105ZM108 230V229H107ZM158 230V229H157ZM176 230V229H175ZM181 230V229H180ZM94 231V230H93ZM170 231V230H169ZM219 231V230H218ZM99 232V231H98ZM110 232V231H109ZM124 232V231H123ZM162 232V231H161ZM165 232V231H164ZM174 232V231H173ZM177 232V230H176ZM180 232V231H179ZM183 232V231H181ZM26 233V232H25ZM95 233V232H94ZM100 233H104L103 231L100 232ZM219 233V232H218ZM81 234V233H80ZM168 235V232L165 233ZM194 234V233H193ZM220 234V233H219ZM96 235V234H95ZM108 235V233H107ZM107 235H103V236H107ZM122 235V233H121ZM120 235V236H121ZM189 235V233L187 234V236ZM194 235H197V234H194ZM199 235V234H198ZM198 235L196 237H198ZM206 235V234H205ZM209 235V234H207ZM206 235V236H207ZM73 236V235H71ZM164 236V235H163ZM176 236V235H175ZM200 236V235H199ZM75 237V236H74ZM85 237V236H83ZM168 237V236H166ZM191 237V236H190ZM195 237V236H193ZM210 237V235H209ZM208 237V239H209ZM102 238V237H100ZM119 239H124L122 237H118ZM201 238V237H199ZM197 238V239H199ZM212 237H210L211 239ZM214 238V237H213ZM105 239V238H103ZM109 239V238H106V240ZM120 241H123L121 240ZM126 239V238H125ZM124 239V240H125ZM163 239V237H162ZM184 239V240H183ZM189 239V238H188ZM196 239V238H195ZM204 238H201V240H204ZM207 239V237H206ZM206 239L204 240V242H207ZM71 240V239H70ZM193 240V239H192ZM93 241V240H92ZM169 241V239H168ZM197 241H200V240H197ZM32 242V241H31ZM91 243V241H89ZM95 242V241H94ZM94 242H92L91 244H93ZM186 243L185 245V249L187 250H190L188 251V253L190 254L189 256H187V258H185L186 255H188V253L186 254L185 252V256H184V259H183V255L184 253H182V247L181 244L182 243ZM193 242V241H192ZM246 242V246L245 243ZM88 243V244H90ZM108 243V242H107ZM122 243V242H121ZM126 243V242H125ZM132 243V242H130ZM208 243V242H207ZM104 244V243H103ZM120 244V243H118ZM32 245V244H31ZM96 244H94L95 246ZM102 245V244H101ZM199 246V243L197 244ZM197 245H194L195 247H197ZM209 245V243H208ZM73 246V245H72ZM90 246V245H89ZM98 246V245H97ZM169 246V245H168ZM202 246V245H201ZM200 246V248H201ZM240 246V248H238ZM93 247V246H92ZM193 247V246H192ZM194 247V248H195ZM204 247V246H203ZM74 248V247H73ZM128 248V247H127ZM199 248V247H198ZM198 248H195L197 251L201 250L202 249H199ZM207 248V247H206ZM211 248V247H210ZM232 248V249H231ZM1 249V248H0ZM10 249V248H9ZM8 249V250H9ZM90 249H91V246H90ZM168 249V248H167ZM171 249V247H170ZM181 249V251H180ZM184 249V246H183V250L184 251H187ZM205 249V248H204ZM4 250V249H3ZM97 250V248H96ZM119 250V249H118ZM2 251V250H1ZM7 251V250H6ZM95 251V250H93ZM115 251V249H114ZM240 251V252H239ZM5 252V251H4ZM91 252V251H90ZM98 253V251H96ZM94 252V254L96 253ZM100 252V251H99ZM126 252V251H125ZM167 255H166V253ZM181 252V253H180ZM239 252V253H238ZM96 253V254H97ZM110 253V252H109ZM122 253V252H121ZM131 253V252H130ZM174 253V254H173ZM193 253V252H192ZM233 253V257L228 259V256ZM5 254V257L6 260H10V264H12L13 262V255H12V252L11 251H8L7 253H4ZM91 254V253H90ZM119 253H117V256H118ZM172 254V255H171ZM181 254V256H180ZM87 255V254H86ZM99 255V253H98ZM105 255V254H104ZM247 255V256H246ZM72 256V255H71ZM90 256V255H89ZM91 256H93L91 254ZM113 257V255H111ZM204 258H206L205 255H203ZM203 256L201 259H203ZM246 256V258H245ZM74 257V256H73ZM88 257V256H87ZM119 257V256H118ZM123 257V256H122ZM131 257V256H130ZM195 257V256H194ZM191 259L192 261H194V258ZM201 257V255H200ZM3 258V259H4ZM99 256H98V260H99ZM104 258V257H102ZM107 258V257H106ZM121 258V257H120ZM112 259V258H111ZM129 259V258H128ZM137 259V258H136ZM135 259V260H136ZM103 260V259H102ZM123 260V259H122ZM134 260V261H135ZM190 259H188L189 261ZM198 260H200L199 258H197V262ZM206 260V259H204ZM100 261V260H99ZM116 261V260H115ZM138 261V260H137ZM191 261V262H192ZM194 261V262H196ZM8 262V261H7ZM108 262V261H107ZM118 258H117V263H118ZM136 262V261H135ZM189 262V263H191ZM203 262V260H202ZM205 262V261H204ZM209 262V261H207ZM205 262V264L207 263ZM100 263V262H99ZM116 263V262H115ZM116 263V264H117ZM200 263H201V260H200ZM193 264V263H191ZM196 264V263H195ZM199 264V262H198Z\"/></svg>",
	"mask_w": 264,
	"mask_h": 264
},
{
	"label": "water",
	"instance_id": "obj_3",
	"mask_svg": "<svg viewBox=\"0 0 264 264\" xmlns=\"http://www.w3.org/2000/svg\"><path fill=\"white\" fill-rule=\"evenodd\" d=\"M163 1H165V0H163ZM79 2H80V0H78V2L75 4V6H77V4H79ZM123 2H124V1H123ZM130 3H132V2H130ZM130 3H125V4L122 3V4H120V5H121L120 7L118 6V4H116V5L113 4V5H115V6L117 7V10H118L119 12H122V11L124 10V8H125L128 4H130ZM147 10H148V9H147ZM119 12H118V13H119ZM123 12H124V11H123ZM123 12H122V13H123ZM156 12H157V11H151L150 14H153L154 16H155V15H158V14H156ZM118 13H116V14H118ZM154 16H153V17H154ZM123 20H124V18H123ZM128 20H130V19H128ZM128 20L126 19L125 21H128ZM156 27H158V26H156ZM154 28H155V27H154ZM160 28H161V27H160ZM158 29H159V28H158Z\"/></svg>",
	"mask_w": 264,
	"mask_h": 264
}]
</instances>
